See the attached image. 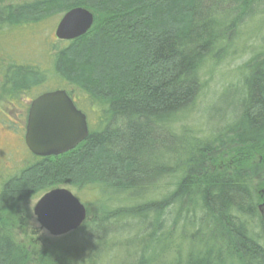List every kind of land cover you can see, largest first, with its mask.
I'll use <instances>...</instances> for the list:
<instances>
[{
	"label": "trees",
	"instance_id": "1",
	"mask_svg": "<svg viewBox=\"0 0 264 264\" xmlns=\"http://www.w3.org/2000/svg\"><path fill=\"white\" fill-rule=\"evenodd\" d=\"M260 2L0 0V36L73 8L93 15L90 30L56 53L52 65L54 74L82 91L101 116L97 130L73 150L56 157L32 155L36 162L1 186L0 213L57 186L138 200L168 177L170 192L160 200L109 215L140 219V246L149 259L165 243L174 264H264V215L259 213L264 206V53L248 65L243 90L227 102L228 115L220 117L216 130L198 139L177 126L200 93L203 64L216 58L215 50L226 46ZM0 77L13 94L43 81L33 68L11 62L0 63ZM218 156L221 164L231 158L229 165L217 164ZM167 210L174 217L170 238L167 221L160 219ZM107 225H94L95 245L104 242ZM73 248L75 262L69 251L56 247L35 261L74 264L82 258L77 246L66 249ZM29 259L0 217V264H31ZM146 260L137 259L149 264Z\"/></svg>",
	"mask_w": 264,
	"mask_h": 264
},
{
	"label": "rangeland",
	"instance_id": "2",
	"mask_svg": "<svg viewBox=\"0 0 264 264\" xmlns=\"http://www.w3.org/2000/svg\"><path fill=\"white\" fill-rule=\"evenodd\" d=\"M62 15L57 14L39 23L18 29L4 30L0 36L1 64L7 65L8 62H11L17 66H28L38 71L43 78L42 83L36 87L13 94L6 89V86H3V80L0 77V188L5 182L16 177L22 170L36 162L25 146L24 133L30 103L37 96L58 89L67 90L71 93L76 108L86 116L89 132L96 131L98 128V118L101 116L97 105L89 101L82 91L68 86L54 74L52 63L56 53L66 48L71 42L60 41L54 35ZM104 20L106 21L107 18L105 17ZM229 38L231 40L227 39L228 43L222 50H215L216 58L206 61L201 67L199 73L200 93L192 109L177 125L178 128L190 131L198 139H203L217 129L221 122L220 117L225 119V116L228 115L226 112L227 102L233 103L243 90L242 82L248 73V65H251L257 57L263 58L264 0H261L249 18H245L242 24L236 27ZM220 158L221 156H218L217 159ZM230 160L231 158L228 157L221 164L222 160L220 159L217 164L222 167L223 164L228 166ZM169 182L168 177L158 181L154 187L146 190L147 195L142 194L138 200L127 195L98 196L91 190L77 192L67 186L52 187L38 191L34 196L24 199L14 208L3 211L0 213V217L6 221L19 245L28 251L29 260H32L31 264H39L38 261H35L38 255L54 250L55 247L56 251L57 248L69 251L68 258L75 262L73 256V253L76 252L75 249L73 248V252L66 249L72 246H77L82 258L81 261H76L74 264H91V261L96 264H138L137 259L143 257L147 259L145 263L149 264H174L175 259L169 252V246H165V243L158 247L159 252L157 251L158 253L156 252L157 254L155 253L153 258L149 259L147 252L143 253L140 243L144 240L141 232L144 224L140 222V219L123 217L115 220L109 218L110 214L128 211L126 208L160 200L161 196L169 194L171 189ZM56 188L68 189L86 210V218L80 226V228L82 227L81 232L67 240L63 238L72 235L73 232L65 236L53 237L40 228L33 215V207L37 200L49 190ZM259 205L261 206L262 203ZM260 208V216H263L264 206ZM169 212L167 210L162 213L160 218L167 221L164 227L165 233H169L167 238H170L171 218H174L173 214L168 215ZM150 217L151 215L149 219L152 221V217ZM112 222L116 223L117 228L111 225ZM147 222L150 221L147 219L145 224ZM96 223L110 225L104 242L97 245L94 244L95 241L92 238V233H94L92 230ZM192 230L195 231L193 228ZM164 240L169 242L166 236H164ZM180 241V238L177 240L176 235L172 239V242L177 246L180 245ZM83 246L87 247L84 252L82 251ZM151 248L149 249L153 250ZM181 248L182 252L185 251L184 246Z\"/></svg>",
	"mask_w": 264,
	"mask_h": 264
},
{
	"label": "water",
	"instance_id": "3",
	"mask_svg": "<svg viewBox=\"0 0 264 264\" xmlns=\"http://www.w3.org/2000/svg\"><path fill=\"white\" fill-rule=\"evenodd\" d=\"M92 24L93 15L89 11L73 8L62 15L54 35L60 41H74L84 36ZM88 135L86 116L64 90L45 92L31 101L24 143L34 157L65 154L85 141ZM33 215L41 229L53 237H61L80 228L86 210L68 189L56 188L37 200Z\"/></svg>",
	"mask_w": 264,
	"mask_h": 264
}]
</instances>
